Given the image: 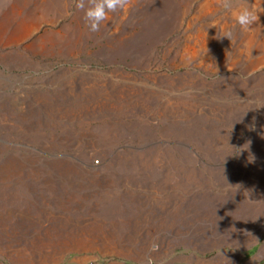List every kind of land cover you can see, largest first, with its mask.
<instances>
[{"label":"rangeland","instance_id":"1","mask_svg":"<svg viewBox=\"0 0 264 264\" xmlns=\"http://www.w3.org/2000/svg\"><path fill=\"white\" fill-rule=\"evenodd\" d=\"M78 2L0 0V264H264V225L215 200L264 112V0H234L252 32L217 0L91 32Z\"/></svg>","mask_w":264,"mask_h":264},{"label":"crops","instance_id":"2","mask_svg":"<svg viewBox=\"0 0 264 264\" xmlns=\"http://www.w3.org/2000/svg\"><path fill=\"white\" fill-rule=\"evenodd\" d=\"M233 157L237 164L223 166L230 170L224 184L226 196L215 198L221 200L218 202L222 203L223 217L233 219L224 223L264 225V112L259 110L255 121L243 127L239 151Z\"/></svg>","mask_w":264,"mask_h":264},{"label":"clouds","instance_id":"3","mask_svg":"<svg viewBox=\"0 0 264 264\" xmlns=\"http://www.w3.org/2000/svg\"><path fill=\"white\" fill-rule=\"evenodd\" d=\"M218 6L228 13L235 24L239 25L243 32H252L253 25L259 21V13L254 5L241 3L234 5V0H217ZM77 8L84 11L85 21L91 32H98L102 22L109 19V13L123 10L125 14L130 7V0H89L88 6L85 0H79ZM212 26L221 28L218 20L212 21ZM231 39L233 32L228 28H223V35ZM158 249L157 244L152 245V250Z\"/></svg>","mask_w":264,"mask_h":264}]
</instances>
